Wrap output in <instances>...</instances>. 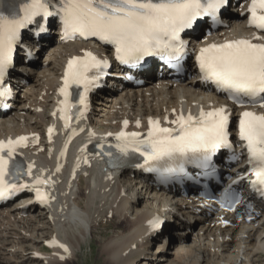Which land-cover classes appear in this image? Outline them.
<instances>
[{
	"label": "snow or ice",
	"instance_id": "snow-or-ice-1",
	"mask_svg": "<svg viewBox=\"0 0 264 264\" xmlns=\"http://www.w3.org/2000/svg\"><path fill=\"white\" fill-rule=\"evenodd\" d=\"M230 5V0H59L52 8L43 0H26L22 5L8 12L0 11V98L8 95L2 87L5 74L13 65L14 53L22 44L23 30L32 31L33 39H38L48 31L50 19H58L65 40L77 37L85 40L95 38L111 45L120 65L135 69L148 57H159L176 72L184 71V61L189 44L185 33H191L198 22L210 19L213 26L223 23L221 10ZM248 24L264 40V0H250ZM28 55H31L29 52ZM201 80L211 84L218 92L226 94L240 108H264V43H254L249 39L212 43L199 49L196 56ZM107 60L98 59L91 52L84 57H73L67 63L60 95L63 97L59 111L65 126L72 119V89H82L79 104L87 108V95L97 87L108 73ZM166 123L174 127H164L159 120H149V131L141 138L139 133L121 132L115 148L118 155L105 152L99 145L102 155L109 157L110 163H124L123 158L138 154L147 165V171L157 175L162 183L185 180L199 184L201 178L214 179L218 167L214 157L227 150L237 159L231 139V113L226 107L210 111L200 110L199 116L183 112ZM83 115V112L80 113ZM128 122H124L127 128ZM137 127L140 124L137 123ZM237 138L244 142L248 153L251 172L257 177L253 188L264 185V114L245 110L237 122ZM52 129H49L51 135ZM26 137L18 140L0 141V200L7 199L25 190H35L37 201L49 203V196L40 186L49 184L44 179H36L34 184L20 182L32 175L33 165H25L17 160L16 149L25 145ZM139 166V165H138ZM191 166L193 171H189ZM264 197V190L261 191ZM227 203L229 210L240 202L238 193L225 189L221 194V204ZM161 221L153 222L155 228ZM53 246L69 250L63 244L53 242Z\"/></svg>",
	"mask_w": 264,
	"mask_h": 264
},
{
	"label": "bare ground",
	"instance_id": "bare-ground-1",
	"mask_svg": "<svg viewBox=\"0 0 264 264\" xmlns=\"http://www.w3.org/2000/svg\"><path fill=\"white\" fill-rule=\"evenodd\" d=\"M7 1L16 5L22 0ZM242 11L233 9L229 12L221 30L206 41H221L245 33ZM82 48L81 44L61 45L53 37V44L40 52L36 68L26 77L25 84H13L18 96L12 111L0 116V139L41 133L42 127L52 121L50 111L57 107L61 73L67 58ZM187 71L188 77L177 83L155 78L154 73H143L142 77L147 75L143 78L146 83L139 88L123 86L114 78L113 88L110 84L93 98L96 112L87 124L94 129L92 137L119 127L123 118L145 122L148 117H159L166 122L175 119L173 110L176 114H188L224 103L202 87L193 66L189 65ZM88 142L86 139L81 146ZM31 154L34 151L29 152ZM33 158L43 166L41 170H52L61 181L64 169L56 162L54 154L43 152ZM245 169V159L222 167L223 184ZM58 194L60 199L54 208L34 205L24 208L26 201L31 199L26 195L23 202L0 209V264H63L57 250L46 253L38 247L53 237L69 245L70 253L64 259L70 261L104 211L108 217L110 214L115 217L124 230L108 245L109 248L103 246L112 248L111 259L119 264L123 259L124 263L138 264L134 262L139 258L141 264H160L166 261L167 254H173L175 259L189 256L197 264H256L258 254L264 252V201L251 200L254 212L248 222L229 220L218 226L202 209H195L192 194L177 195L156 190L132 167L120 168L107 175L98 169H82L77 179L63 182ZM242 196L249 199L245 194ZM158 214L166 216L168 221L160 233L151 224ZM226 215L222 214L223 217ZM192 226L195 228L193 234L190 232ZM156 239L159 241L157 250L151 254L149 246ZM202 251L210 256L202 255Z\"/></svg>",
	"mask_w": 264,
	"mask_h": 264
},
{
	"label": "rangeland",
	"instance_id": "rangeland-1",
	"mask_svg": "<svg viewBox=\"0 0 264 264\" xmlns=\"http://www.w3.org/2000/svg\"><path fill=\"white\" fill-rule=\"evenodd\" d=\"M100 216L101 217L98 219L99 221L95 225L93 224L95 228L91 233L88 234L86 242L82 244L80 249L75 250V253H76L74 255L75 258L71 259L70 261L69 260L65 261V263L63 264H114V263L119 264L117 261H114L115 259L114 260L111 259L112 255L110 254L112 253L113 250L112 248L109 250L108 245L112 241L116 240L120 232L122 233L124 230L122 229V227H119V225L116 222L115 217H113L111 214L109 217L106 215V211L101 213ZM194 231H195V228L194 226H192L190 228V232H192L193 234ZM187 234H189V232H187ZM157 242H159L158 239L153 240V242H151V245L149 246V252L151 254L156 252ZM103 246H107L108 248L107 247L105 248ZM38 247H40V249H43L42 244H40ZM135 249L136 248H134V250ZM46 250H47L46 253L51 252L48 249ZM171 250L170 252H172ZM106 251H109V252H106ZM203 254H205L206 256H210V253L208 254V252L206 251H202V255ZM166 256H167L166 261L160 264H183L182 260L186 264H189V262L190 264L198 263L194 261V258L189 257V256H186V257L183 256L182 259H179V258L175 259L173 254H167ZM185 258L188 260H186ZM257 258H258V262L256 264H264V252H260ZM139 259L141 260V258ZM139 259H136L134 263L137 262L138 264H141L142 261H140ZM120 264H127V262L124 263V259H123V261Z\"/></svg>",
	"mask_w": 264,
	"mask_h": 264
}]
</instances>
